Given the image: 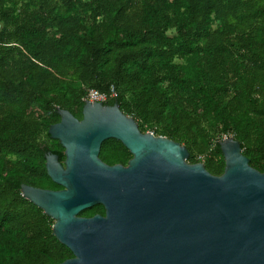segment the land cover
Masks as SVG:
<instances>
[{
  "label": "trees",
  "instance_id": "obj_1",
  "mask_svg": "<svg viewBox=\"0 0 264 264\" xmlns=\"http://www.w3.org/2000/svg\"><path fill=\"white\" fill-rule=\"evenodd\" d=\"M110 85L102 103L184 145L188 163L220 174L226 135L264 169V0H0V264L72 256L19 185L61 188L44 166L45 151L64 159L47 126L56 108L80 119L86 90ZM98 157L131 154L107 138Z\"/></svg>",
  "mask_w": 264,
  "mask_h": 264
},
{
  "label": "water",
  "instance_id": "obj_2",
  "mask_svg": "<svg viewBox=\"0 0 264 264\" xmlns=\"http://www.w3.org/2000/svg\"><path fill=\"white\" fill-rule=\"evenodd\" d=\"M80 112L56 108L58 121L47 126L64 159L45 151L44 166L61 188L19 185L71 251L56 264H264V169L239 141H218L224 166L211 174L186 161L184 145L141 132L116 102L84 100ZM107 138L131 154L125 165L98 157ZM94 204L104 213L78 214Z\"/></svg>",
  "mask_w": 264,
  "mask_h": 264
},
{
  "label": "built area",
  "instance_id": "obj_3",
  "mask_svg": "<svg viewBox=\"0 0 264 264\" xmlns=\"http://www.w3.org/2000/svg\"><path fill=\"white\" fill-rule=\"evenodd\" d=\"M115 96V92L113 87L110 85L107 91L99 92L95 89H87L84 97L82 98L84 100L88 101H98V102H104L105 100L112 98ZM226 135H223L222 137H225ZM221 137V138H222Z\"/></svg>",
  "mask_w": 264,
  "mask_h": 264
}]
</instances>
